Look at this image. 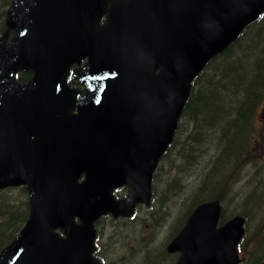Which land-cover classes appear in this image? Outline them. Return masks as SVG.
<instances>
[{"label": "water", "instance_id": "1", "mask_svg": "<svg viewBox=\"0 0 264 264\" xmlns=\"http://www.w3.org/2000/svg\"><path fill=\"white\" fill-rule=\"evenodd\" d=\"M262 12L264 0H11L0 36V188L24 184L29 199L0 264H100L95 220L150 204L192 80ZM19 70L30 80L17 82ZM69 74L82 87L67 85ZM123 185L127 197L116 198ZM219 214L218 201L192 212L167 245L179 252L174 264L239 261L244 220L216 229Z\"/></svg>", "mask_w": 264, "mask_h": 264}, {"label": "rangeland", "instance_id": "2", "mask_svg": "<svg viewBox=\"0 0 264 264\" xmlns=\"http://www.w3.org/2000/svg\"><path fill=\"white\" fill-rule=\"evenodd\" d=\"M208 119L206 117L207 121ZM180 123L181 128L185 122ZM190 124L179 134L180 139L184 138L183 141L177 143L174 140L158 164L153 180V202L151 201L150 206L139 205L131 220L123 218V221H113L103 218L96 223L98 256H104L107 264H173L178 254L168 255L166 246L177 232H173L175 227L183 225L189 212L187 209L193 206L190 204L195 198L200 201L216 195L222 198L225 205L222 210L223 218L227 219L233 213L241 212L249 219L248 233L237 246L242 259L240 264H249L253 240L259 232L264 231V134L261 131L251 141L247 154L249 157L238 167L237 175L228 178L227 190H224L226 168L219 162L216 145L211 143L212 131L206 130L207 127L204 126L206 137L196 142L191 138L194 130L190 129ZM258 124L259 128H263L260 121ZM210 167L217 174V185L213 188L206 185ZM219 179L222 181L219 182ZM203 183H206L203 190L206 194L199 192ZM117 195L124 197L126 189H118ZM166 237L164 246L153 251Z\"/></svg>", "mask_w": 264, "mask_h": 264}, {"label": "trees", "instance_id": "3", "mask_svg": "<svg viewBox=\"0 0 264 264\" xmlns=\"http://www.w3.org/2000/svg\"><path fill=\"white\" fill-rule=\"evenodd\" d=\"M8 3L9 0H0V34L5 29ZM29 76L22 73L17 78L23 81ZM263 99L264 14L197 77L181 121L192 124L193 141L200 142L206 137L203 128L206 126V130L212 131L210 140L217 149H231L235 155H240L250 136L257 132L252 116ZM180 125L174 139L177 143L184 139L179 136ZM19 190L24 193L23 187ZM7 195H0V248L13 237L27 215L24 197L13 200Z\"/></svg>", "mask_w": 264, "mask_h": 264}]
</instances>
